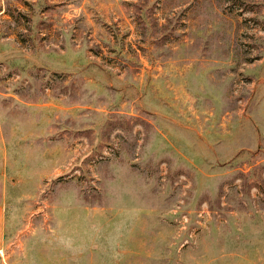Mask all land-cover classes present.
Here are the masks:
<instances>
[{
    "label": "rangeland",
    "instance_id": "1",
    "mask_svg": "<svg viewBox=\"0 0 264 264\" xmlns=\"http://www.w3.org/2000/svg\"><path fill=\"white\" fill-rule=\"evenodd\" d=\"M0 264H264V0H0Z\"/></svg>",
    "mask_w": 264,
    "mask_h": 264
},
{
    "label": "crops",
    "instance_id": "2",
    "mask_svg": "<svg viewBox=\"0 0 264 264\" xmlns=\"http://www.w3.org/2000/svg\"><path fill=\"white\" fill-rule=\"evenodd\" d=\"M4 230H5V210H4L3 202H0V251L3 246Z\"/></svg>",
    "mask_w": 264,
    "mask_h": 264
}]
</instances>
